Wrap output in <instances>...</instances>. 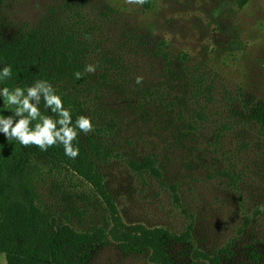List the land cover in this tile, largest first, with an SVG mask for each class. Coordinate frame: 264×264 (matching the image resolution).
<instances>
[{"label": "trees", "instance_id": "obj_1", "mask_svg": "<svg viewBox=\"0 0 264 264\" xmlns=\"http://www.w3.org/2000/svg\"><path fill=\"white\" fill-rule=\"evenodd\" d=\"M87 5L92 6L90 0H53L39 17L22 23L11 37H0V69L10 66L12 70L9 78L0 80V88L26 89L45 80L70 110L72 126L79 115L91 117L93 124V131L88 134L77 129L78 137L72 142L79 147L75 159L65 155L60 143L41 150L36 145L25 147L15 139L7 140L0 133V252L7 264H87L93 248L112 241L121 252L146 254L154 264H194L193 259L178 261L169 247L172 242L189 241L192 226L173 232L159 225L125 222L119 215L101 168L112 150L109 139L104 137L107 129H102V123H107L109 130L114 131L104 118L110 109L106 104H96L103 108L97 111L91 97L94 101L111 102L119 96L142 117H155L153 132L162 151L175 149L181 153L182 148L191 145L182 153L187 155L188 168L207 152L215 160L224 156L233 167H224L222 172L231 169V180L237 174L243 176L245 169L256 166L258 158L264 157V137L256 136L264 135V99L247 95L246 91L219 95L215 84L223 86L224 79L200 63L193 67L183 63L182 70L176 72L172 60L165 58L170 51L159 49L160 45L165 46L163 41L159 42L157 53L167 52L162 55L165 72L155 78L152 87L136 88L135 78L141 76V71L145 73L149 63L148 59L139 61L147 55L142 27H118L110 20L114 12H119L117 9ZM89 64L95 66L94 73L85 71ZM76 72L81 73V78L75 77ZM164 87L178 88L181 94L174 101L151 103L149 98L156 88ZM222 97L226 101L216 106V100ZM38 106L43 115L59 119L58 114L45 108L43 98ZM251 130H255L253 147H249ZM227 133L239 149L226 148ZM160 154L165 153L147 152L144 157L130 159L129 164L136 171L162 177L174 159L159 157ZM41 161L62 166L88 183L106 203L109 221L77 230L53 215L42 202L36 184L40 168L33 164ZM171 189L179 201L173 183ZM194 254L205 257L209 264H233L236 259L229 245L209 253L197 249ZM244 254L250 261H259L262 256L253 243L247 245Z\"/></svg>", "mask_w": 264, "mask_h": 264}, {"label": "rangeland", "instance_id": "obj_2", "mask_svg": "<svg viewBox=\"0 0 264 264\" xmlns=\"http://www.w3.org/2000/svg\"><path fill=\"white\" fill-rule=\"evenodd\" d=\"M51 1L0 0V37H11L22 23L39 17ZM90 3L92 6L87 7L117 9L119 14L114 12L110 19L113 25L142 27L147 55L139 61L148 59L149 63L145 73L141 71L143 80L136 83V88L152 87L155 78L165 72L162 55L167 53H163L166 48L170 54L165 58L172 60L176 72L182 70L183 63L189 67L200 63L208 70H216L225 83L215 84L214 90L219 95L225 91L231 94L246 91L247 95L264 99V0H146L142 6L126 4L125 0H90ZM160 41L165 46L159 47ZM158 47L163 48L160 54ZM180 94L178 88H156L149 99L159 105L166 100L174 101ZM118 97L111 102L94 101L91 97V102L99 112L103 109L99 104L110 109L104 118L114 131L109 130L107 123H102V129H107L104 137L109 139L112 150L101 168L122 219L163 226L173 232L192 226L189 241L172 242L169 246L178 261L193 259L194 264H209L208 259L197 256L194 250L209 253L229 245L236 253L233 264H264V157L258 158L256 166L245 169L243 176L236 173L234 180L228 176V172L233 173L231 169L222 172L224 167H233L224 156L215 160L207 152L188 168L187 155L182 153L191 145L182 148L181 153L175 149L162 151L153 132L156 118L142 117ZM225 101V97L218 98L216 106ZM214 113L216 116L217 111ZM0 115H12L3 107V100ZM174 117L177 119V114ZM188 118L185 113L184 120ZM250 132L249 147H253L255 130ZM226 148L239 149L230 133L226 134ZM159 151L165 153L159 157L174 159L162 177L136 171L129 164L130 159ZM35 165L40 168L36 184L41 200L60 221H67L77 230L109 221L106 203L93 193L88 183L57 164L41 161ZM172 183L179 201L173 196ZM250 243L262 253L259 261H250L245 256ZM0 264H7L1 252ZM87 264L154 263L146 254L124 253L114 242L107 241L92 249Z\"/></svg>", "mask_w": 264, "mask_h": 264}, {"label": "clouds", "instance_id": "obj_3", "mask_svg": "<svg viewBox=\"0 0 264 264\" xmlns=\"http://www.w3.org/2000/svg\"><path fill=\"white\" fill-rule=\"evenodd\" d=\"M125 3L142 6L146 0H125ZM95 70L92 64L85 68L89 73H94ZM11 71L10 66L0 69V80L9 78ZM75 77L81 78V73L76 72ZM142 80L143 77H136L137 84L142 83ZM0 97L3 98V107L12 113L10 116L0 115V133L7 140L15 139L25 147L36 145L41 150H47L48 147L60 143L64 146L65 155L75 159L79 155V147L72 142L78 137L77 129L84 134L93 131L91 117L85 115H79L75 126H72L70 110L64 107L60 95L45 80L37 81L26 89L19 86L13 89L0 88ZM41 98L45 102V108L58 114V120L41 113L38 106ZM33 121L36 122L34 125Z\"/></svg>", "mask_w": 264, "mask_h": 264}]
</instances>
